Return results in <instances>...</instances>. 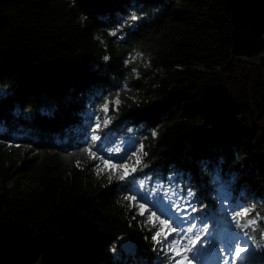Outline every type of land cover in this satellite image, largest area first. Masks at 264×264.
I'll list each match as a JSON object with an SVG mask.
<instances>
[{
	"label": "trees",
	"instance_id": "16d2710c",
	"mask_svg": "<svg viewBox=\"0 0 264 264\" xmlns=\"http://www.w3.org/2000/svg\"><path fill=\"white\" fill-rule=\"evenodd\" d=\"M230 29L224 0H0V264H168L121 203L132 178L109 183L79 155L97 115L111 118L98 155L122 163L108 147L143 142L135 180L175 172L212 212L217 176L264 217V57L232 58ZM249 244L247 264L264 262Z\"/></svg>",
	"mask_w": 264,
	"mask_h": 264
},
{
	"label": "snow or ice",
	"instance_id": "6c2138e0",
	"mask_svg": "<svg viewBox=\"0 0 264 264\" xmlns=\"http://www.w3.org/2000/svg\"><path fill=\"white\" fill-rule=\"evenodd\" d=\"M129 19L130 27H134L141 17L131 15ZM109 34L116 35L115 32ZM139 55L141 54L137 53L131 59L134 60ZM104 60H109V57L104 56ZM119 97L120 93L117 92L111 102L105 99L101 111L107 114L109 103L115 110L121 103ZM110 123L111 118L107 115L103 119L97 115L96 123L91 128V143H88L86 132V146L80 148L79 155L86 160L102 162L103 167L101 163H97L94 165V171L97 176L107 173L109 183L114 179L124 182L132 178L130 183L134 188L123 195L121 203H125L127 210L134 213L133 220L145 217L143 223L149 228L154 250L162 251L168 264H202L206 256H211L214 264H247L249 257L254 254L249 241H252L257 249H264V217L255 207H233L227 202L228 197L224 196L218 211H201V208L193 206L196 195L191 189L178 194L172 187H165L163 183L149 187V182L141 179L137 184L134 174L143 172L147 167L143 158L148 153L144 150L143 142L131 155H128V150H122L120 147L108 150L113 155L122 153V163H113L98 155L102 150V146L97 144V141L101 140L98 133ZM157 136L158 131L153 129L151 137ZM9 146L13 145L9 143ZM75 166L81 167L80 160L75 161ZM161 208L165 211H160ZM192 213L199 215L194 217ZM218 225H221L219 229ZM257 232L260 239H256Z\"/></svg>",
	"mask_w": 264,
	"mask_h": 264
},
{
	"label": "water",
	"instance_id": "95a60500",
	"mask_svg": "<svg viewBox=\"0 0 264 264\" xmlns=\"http://www.w3.org/2000/svg\"><path fill=\"white\" fill-rule=\"evenodd\" d=\"M230 15L231 56L255 63L264 57V0H224ZM122 251L134 255L127 235L119 237Z\"/></svg>",
	"mask_w": 264,
	"mask_h": 264
},
{
	"label": "rangeland",
	"instance_id": "374dc122",
	"mask_svg": "<svg viewBox=\"0 0 264 264\" xmlns=\"http://www.w3.org/2000/svg\"><path fill=\"white\" fill-rule=\"evenodd\" d=\"M121 144H123V142L120 144H119V142L113 143L111 146L108 147V150L109 149H115L117 147H120L122 149ZM101 166L103 167V164H101ZM173 177H174V179L170 180V178H173ZM149 178L150 177H148V176L140 177L136 180V182L138 184L139 180L144 179V180L149 182L148 183L149 187H154V186L159 185L160 183H163L165 187H172L178 194L186 193L187 190L191 189L188 185V181H184V180H181L180 178H178L177 173H175V172L168 174L165 178H161V177L160 178H151V180H149ZM214 179L217 182L216 184H217L218 197H219V203H220L221 199L227 195H226V192L223 190V187L221 185V181L219 180V178L217 176H214ZM193 206H195L194 201H193ZM160 211L164 212L165 209L161 208ZM192 215L194 217L198 216V214H196V213H192ZM206 222L210 223V221H206ZM202 264H214V260L211 256H206L205 260L202 262ZM254 264H264V262H262L260 260H256V262Z\"/></svg>",
	"mask_w": 264,
	"mask_h": 264
}]
</instances>
